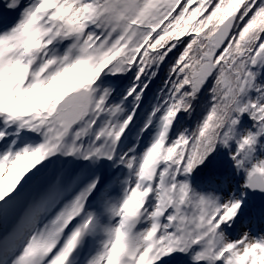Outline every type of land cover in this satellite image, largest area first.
Listing matches in <instances>:
<instances>
[{"label":"snow or ice","instance_id":"6c2138e0","mask_svg":"<svg viewBox=\"0 0 264 264\" xmlns=\"http://www.w3.org/2000/svg\"><path fill=\"white\" fill-rule=\"evenodd\" d=\"M0 264H264V0H0Z\"/></svg>","mask_w":264,"mask_h":264}]
</instances>
